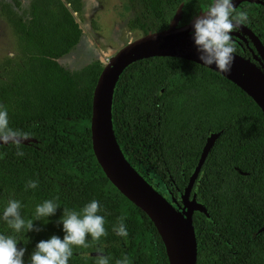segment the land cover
Returning <instances> with one entry per match:
<instances>
[{
	"label": "trees",
	"instance_id": "obj_1",
	"mask_svg": "<svg viewBox=\"0 0 264 264\" xmlns=\"http://www.w3.org/2000/svg\"><path fill=\"white\" fill-rule=\"evenodd\" d=\"M197 1L182 0L184 16L197 11ZM128 3L134 13L128 28L142 34L167 28L178 8V0ZM238 10L248 12L245 25L264 46V5L244 2ZM81 11L82 0H29L25 8L17 0L0 4L16 50L0 60V105L11 127L36 140L21 146L23 156L15 145H0V216L9 200L21 202L26 219L45 200L59 204L48 223L35 222L42 231L16 234L29 262L41 240L63 239V208L80 211L96 200L108 234L89 248H74L69 264H95L90 254L97 247L109 264L125 255L131 264H169L153 223L113 187L93 155L91 105L102 64L70 70L59 63L80 42L73 15ZM235 45L245 58L255 52L250 42ZM111 121L126 161L173 206H181L206 140L219 133L191 191L204 209L192 216L197 264H264V114L249 96L196 63L148 58L118 79ZM29 180L38 187L25 190ZM121 215L127 237L113 231ZM0 233L12 234L2 219Z\"/></svg>",
	"mask_w": 264,
	"mask_h": 264
},
{
	"label": "water",
	"instance_id": "obj_2",
	"mask_svg": "<svg viewBox=\"0 0 264 264\" xmlns=\"http://www.w3.org/2000/svg\"><path fill=\"white\" fill-rule=\"evenodd\" d=\"M243 2L264 5V2L258 0H234V5L238 7ZM180 13L181 6L167 28L143 34L127 43L102 67L93 90L90 133L92 151L97 164L113 187L144 212L153 223L164 245L168 263L197 264L192 216L195 211L203 212L204 209L196 202L194 196L191 197V191L219 133L210 135L206 140L195 171L181 195L182 204L173 206L168 199L154 190L123 156L115 139L111 121L114 89L124 70L137 61L154 57L179 58L218 73L249 96L264 114V46L249 28L242 25L239 30L248 37L262 62L255 55L251 59L235 53L232 71L220 72L215 65L205 66L199 60L192 38L194 21L191 20L177 28ZM245 40L243 41L247 42ZM35 142V139L30 138L24 141L23 145ZM262 231L264 226L260 229V232ZM90 255L96 257L97 252Z\"/></svg>",
	"mask_w": 264,
	"mask_h": 264
},
{
	"label": "clouds",
	"instance_id": "obj_3",
	"mask_svg": "<svg viewBox=\"0 0 264 264\" xmlns=\"http://www.w3.org/2000/svg\"><path fill=\"white\" fill-rule=\"evenodd\" d=\"M192 38L196 46L199 60L205 66L215 65L220 72L230 73L235 61L236 45L233 35L237 29L249 21L246 10H238L234 0H210L207 7L193 18ZM182 27V22L177 28ZM30 139V133L10 126L8 110L0 105V144L15 145L16 155L23 156L21 146ZM38 181L29 180L25 190L36 189ZM57 200L59 197L56 198ZM23 205L18 200H9L0 219L12 230V234L0 233V264H25L27 249L19 247L16 234L22 232H39L35 226L37 221H47L55 216L60 208L53 200H45L35 208L33 218H24L21 214ZM63 215L58 223L63 225V239L53 235L47 240H41L32 252L29 264H69L74 254V248H89L98 244L102 237L107 236L105 218L100 215L101 205L92 200L80 211L63 208ZM125 215L119 217L113 231L127 237L128 231L124 223ZM91 237L89 242L88 237ZM95 264H109V257L103 255V248H96ZM116 264H131L128 256L116 261Z\"/></svg>",
	"mask_w": 264,
	"mask_h": 264
},
{
	"label": "rangeland",
	"instance_id": "obj_4",
	"mask_svg": "<svg viewBox=\"0 0 264 264\" xmlns=\"http://www.w3.org/2000/svg\"><path fill=\"white\" fill-rule=\"evenodd\" d=\"M13 1L0 0V4H13ZM17 1L22 8L29 2ZM73 16L82 30V37L73 51L59 59V63L70 70L81 69L95 61L104 66L119 49L142 35L140 31L128 28L132 12L127 0H82L81 13ZM234 33L235 43L246 39L239 30ZM15 54L14 36L4 18L0 16V60L8 56L14 57ZM254 55L259 57L256 51Z\"/></svg>",
	"mask_w": 264,
	"mask_h": 264
},
{
	"label": "flooded vegetation",
	"instance_id": "obj_5",
	"mask_svg": "<svg viewBox=\"0 0 264 264\" xmlns=\"http://www.w3.org/2000/svg\"><path fill=\"white\" fill-rule=\"evenodd\" d=\"M128 1V0H127ZM200 5H199V8L197 9V11H195V12H193V14L191 15V16H184L183 15V11H182V7H183V2H182V0H178V8H177V10L179 9V7L181 6V13H180V17H179V20H178V23H177V25L178 24H180L181 22H182V26H184V25H186L187 23H189L191 20H193V18L197 15V14H199V13H201L206 7H207V5L210 3V0H198L197 1ZM244 3V2H243ZM129 4V3H128ZM242 4V3H241ZM240 4V5H241ZM240 5L238 6V7H236L237 9L240 7ZM130 7V6H129ZM131 9V8H130ZM176 10V11H177ZM176 11H175V13H176ZM131 12H132V18L130 19V20H132L133 18H134V13H133V11H132V9H131ZM175 13H174V15H175ZM174 15H173V17H174ZM173 17H172V19H173ZM171 19V20H172ZM129 20V21H130ZM170 20V21H171ZM170 21H169V23H170ZM244 26H246V25H244ZM247 27V26H246ZM248 28V27H247ZM237 30H239V29H237ZM132 31H135V30H132ZM139 31V30H138ZM240 32H241V30H239ZM141 32V31H140ZM141 34H142V32H141ZM143 35V34H142ZM236 37V35L234 34L233 35V38H235ZM246 37V41L247 42H244V41H239V43H237V44H239V46L240 47H242V45H241V43L242 44H244L246 47H248V44H249V42H250V40L248 39V37L247 36H245ZM251 43V42H250ZM250 53H251V58H253V56H254V53L255 52H253V51H251L250 50Z\"/></svg>",
	"mask_w": 264,
	"mask_h": 264
}]
</instances>
